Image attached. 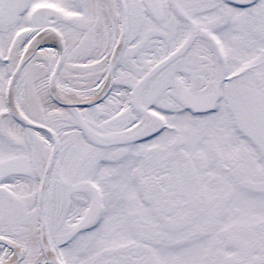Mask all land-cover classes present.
<instances>
[{"label": "snow or ice", "instance_id": "snow-or-ice-1", "mask_svg": "<svg viewBox=\"0 0 264 264\" xmlns=\"http://www.w3.org/2000/svg\"><path fill=\"white\" fill-rule=\"evenodd\" d=\"M0 264H264V0H0Z\"/></svg>", "mask_w": 264, "mask_h": 264}]
</instances>
